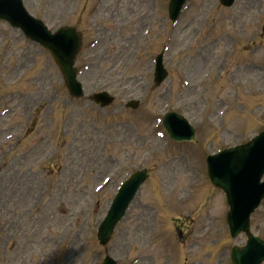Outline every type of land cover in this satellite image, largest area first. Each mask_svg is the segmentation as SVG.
Returning <instances> with one entry per match:
<instances>
[{
  "label": "rangeland",
  "instance_id": "1",
  "mask_svg": "<svg viewBox=\"0 0 264 264\" xmlns=\"http://www.w3.org/2000/svg\"><path fill=\"white\" fill-rule=\"evenodd\" d=\"M23 1L50 30H78L85 94L106 90L116 98L105 110L86 99L73 105L47 52L0 22V111L8 108L5 95L26 94L12 103L16 115L0 118V264H97L105 255L127 264L137 254L157 264L163 256L172 264H209L208 251L229 264L225 249L244 240L228 236L223 197L204 176V158L264 130V0H238L228 10L218 0H191L175 28L166 22L167 0ZM166 32L169 77L156 88L151 61L168 44ZM131 99L137 110L124 107ZM168 111L195 126L196 144L173 145L159 135ZM115 168L121 179L146 168L150 179L116 237L101 247L95 232L121 180ZM50 169L54 176L45 177ZM58 170L62 182L50 191ZM108 174L113 179L99 183ZM175 224L182 243L172 235ZM201 226L210 229L204 242L174 256ZM251 228L264 238V202Z\"/></svg>",
  "mask_w": 264,
  "mask_h": 264
},
{
  "label": "water",
  "instance_id": "2",
  "mask_svg": "<svg viewBox=\"0 0 264 264\" xmlns=\"http://www.w3.org/2000/svg\"><path fill=\"white\" fill-rule=\"evenodd\" d=\"M222 0L221 2H223ZM228 2L229 0H225ZM176 0H172V4L175 5ZM11 6L13 13L16 15H8L3 10L6 7ZM0 10L2 17L6 20L13 19L14 17L20 18L21 13L19 6L15 1L2 0L0 2ZM21 22L26 23V21L21 16ZM264 31V29H263ZM64 38L69 46H73L69 52L68 56H62L54 52L57 64L60 67L64 78L68 84L76 91L75 87L77 84L74 82L75 71L72 69V59L77 51L78 47V37L70 29L60 30L58 37ZM61 57V59L59 58ZM71 89V88H70ZM170 118L166 120L165 125L167 128L170 127ZM177 127L182 130H186L192 133L186 128L183 122L179 120H174ZM179 135L180 133L177 132ZM264 135L261 134L260 138L255 140L252 144H248L244 147L237 148L235 150L227 151L219 156L210 159L208 161V177L212 183L223 190L226 195V204L229 206L230 210L227 214V224L229 226L230 232L233 234L237 233L239 230L247 231V207L252 203L255 196L261 198L264 189L263 186L256 185V178L259 174H264ZM144 180V177L137 173L131 177L127 185H139ZM126 188V187H125ZM120 200V198L118 199ZM253 209V208H252ZM109 215L105 224L100 229L98 234L99 238H108L113 224L117 218L121 215V210ZM245 216V218H244ZM244 218V221H243ZM243 222V223H241ZM241 223V224H239ZM251 241L253 239L249 237ZM253 245V244H252ZM264 253V249L261 246ZM238 249H234L233 252H238ZM238 253H235L237 256Z\"/></svg>",
  "mask_w": 264,
  "mask_h": 264
}]
</instances>
